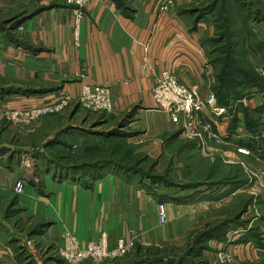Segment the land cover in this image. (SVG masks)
I'll use <instances>...</instances> for the list:
<instances>
[{"label": "rangeland", "instance_id": "obj_1", "mask_svg": "<svg viewBox=\"0 0 264 264\" xmlns=\"http://www.w3.org/2000/svg\"><path fill=\"white\" fill-rule=\"evenodd\" d=\"M181 14L192 31L204 24L198 85L229 102L236 138L219 152L201 154L174 124L150 128L137 108L103 114L78 104L76 113L70 105L41 123L0 124L11 133L0 134V162L16 172L15 185L25 181L24 192L29 181L40 185L49 174L87 183L114 175L169 203L168 222L157 227L160 243L87 264H264V0H202ZM238 147H252L254 157L231 162ZM15 185L8 209L0 204L19 239L4 240L14 247V264H65L59 245L41 238L45 224L33 222L27 231L34 234L24 233L29 218ZM235 190V198L221 202Z\"/></svg>", "mask_w": 264, "mask_h": 264}, {"label": "crops", "instance_id": "obj_2", "mask_svg": "<svg viewBox=\"0 0 264 264\" xmlns=\"http://www.w3.org/2000/svg\"><path fill=\"white\" fill-rule=\"evenodd\" d=\"M199 1L175 0L171 11L162 13L159 0H90L83 8L78 46L73 6L51 0H0V124L9 121L6 106H41L65 94L77 99L84 84H102L111 88L117 114L137 108L140 122L155 130L171 129L168 115L156 107L153 88L163 70L176 71L183 82L198 85L205 57L200 44L204 24L192 31L181 13ZM78 104H71L73 114L80 110ZM2 129L0 125L1 135L11 134ZM235 154L238 162L254 157ZM15 176L11 166L0 162L4 211L17 196ZM29 183L19 197L25 206L22 213L29 218L23 230L28 237L34 229L28 232L27 227L39 221L46 228L41 238L52 245H61L68 231L82 244L102 231L111 246L121 238L147 247L160 243L157 199L119 176L87 183L49 174L40 185ZM3 218L0 212V264H14V247L4 240L19 239L10 217Z\"/></svg>", "mask_w": 264, "mask_h": 264}, {"label": "built area", "instance_id": "obj_3", "mask_svg": "<svg viewBox=\"0 0 264 264\" xmlns=\"http://www.w3.org/2000/svg\"><path fill=\"white\" fill-rule=\"evenodd\" d=\"M73 6L76 16V43L79 46V29L83 19V8L90 0H51ZM158 10L169 13L175 7V0H159ZM153 98L157 109L166 113L181 135L194 142L201 154L214 155L223 145L231 144L230 125L232 115L228 105H221L218 96L212 92H204L199 85H190L183 82L179 73L172 70H163L153 88ZM77 101L82 107L92 113H115V103L111 88L102 84H84L77 99L69 94L45 103L41 106L12 109L5 107V116L14 124L28 126L42 117L64 112L73 102ZM235 153L252 156V151L245 147H238L233 152L231 162H236ZM25 181L19 180L15 185L18 194L24 192ZM158 217L161 225L168 222L169 205L158 204ZM136 241H127L123 238L110 245L109 235L102 231L100 236L86 244H82L76 234L68 231L63 242L59 245L58 255L65 264L99 263L117 259L133 253Z\"/></svg>", "mask_w": 264, "mask_h": 264}, {"label": "trees", "instance_id": "obj_4", "mask_svg": "<svg viewBox=\"0 0 264 264\" xmlns=\"http://www.w3.org/2000/svg\"><path fill=\"white\" fill-rule=\"evenodd\" d=\"M228 90L229 89H226L225 90V92H228ZM228 93H230V92H228ZM218 101H219V103L221 104V105H228L229 104V102H228V100L227 99H221V97H218ZM233 127L231 126L230 127V132H233V129H232ZM254 140H252L251 142L252 143H254L253 142ZM241 144H243V142H241ZM250 147V146H249ZM251 149H252V151H254L253 150V148L251 147ZM244 174V173H243ZM242 176V175H241ZM244 176V175H243ZM242 176V177H243ZM240 177V175H238L235 179H233V181L232 182H234V181H236L238 178ZM244 178H242V180H243ZM234 192H236V190L235 191H233L232 193H234ZM227 195H228V193H227ZM247 210V207H246V209L243 211V212H245ZM240 215H238V217H237V219H238V222L240 221ZM149 248V247H148ZM148 248H145V246L143 247L142 246V244H140V243H138L137 242V246H136V254L138 253V254H140L143 250H146V249H148ZM151 250V249H150ZM130 255V254H129Z\"/></svg>", "mask_w": 264, "mask_h": 264}]
</instances>
